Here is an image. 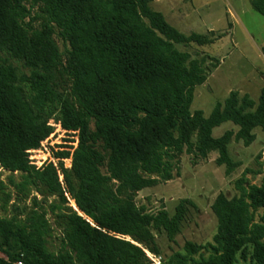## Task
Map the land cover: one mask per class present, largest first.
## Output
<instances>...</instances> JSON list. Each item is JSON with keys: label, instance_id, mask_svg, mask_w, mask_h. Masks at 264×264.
Returning a JSON list of instances; mask_svg holds the SVG:
<instances>
[{"label": "trees", "instance_id": "16d2710c", "mask_svg": "<svg viewBox=\"0 0 264 264\" xmlns=\"http://www.w3.org/2000/svg\"><path fill=\"white\" fill-rule=\"evenodd\" d=\"M151 2L0 0V167L20 174L9 184L20 201L33 194L39 207L23 220L0 217V264H71L48 247V215L82 264H149L146 252L159 255L152 232L173 243L194 205L181 201L173 216L147 214L135 206L136 193L172 180L183 153L195 160L216 154V165L231 174L239 166L228 155L232 133L212 137L222 124L238 127L234 139L244 146L253 129L264 131V90L257 104L231 93L207 118L190 113L205 69L175 45L203 42L170 27ZM250 6L264 18V0ZM50 122L77 132V144L56 153L70 158L68 168L38 170L26 151L50 136ZM234 189L237 195L219 194L211 205L212 242H186L160 264H264V184L243 176Z\"/></svg>", "mask_w": 264, "mask_h": 264}, {"label": "rangeland", "instance_id": "374dc122", "mask_svg": "<svg viewBox=\"0 0 264 264\" xmlns=\"http://www.w3.org/2000/svg\"><path fill=\"white\" fill-rule=\"evenodd\" d=\"M150 7L180 34L196 36L203 42L175 45L179 52L188 55L189 61H196L205 69L206 80L194 89L190 113L200 111L207 118L215 104L223 103L231 93H236L239 98L247 96L257 104L264 90V56L261 53L264 18L252 10L250 0H152ZM38 23L32 25L36 27ZM54 40L63 52V43L56 36ZM226 132L232 133L227 148L229 158L239 164L231 174L226 175L225 168L216 165V154H210L205 160H195L183 153L178 158V170L172 180L159 182L134 196L135 206L142 207L144 212L152 215L165 210L169 216H173L178 204L184 200L194 205V208L188 207L173 243L168 242L163 234L152 232L159 255L146 252L149 264H160L173 252L182 251L186 242L196 245L211 243L217 224L211 205L219 194L227 198L237 195L235 181L244 176L251 185L264 184V131L253 129L255 139L249 146L234 139L238 127L231 123L215 128L212 137L220 138ZM64 134L66 138L60 139L68 143L63 144L62 148L72 153L77 143L73 146L71 135ZM19 176L18 172L0 167L1 218L23 220L30 209H39L31 201L33 194L20 201L22 196L9 184V178L18 180ZM36 200L42 202L40 196H36ZM51 200L48 199L49 202ZM69 202L71 208L76 209L74 203ZM47 219L52 229L51 238L48 239L49 249L59 251L71 260V264H82L74 242L54 224L51 215ZM122 238L131 241L130 238ZM0 258L5 260L2 254Z\"/></svg>", "mask_w": 264, "mask_h": 264}, {"label": "built area", "instance_id": "2783aa9c", "mask_svg": "<svg viewBox=\"0 0 264 264\" xmlns=\"http://www.w3.org/2000/svg\"><path fill=\"white\" fill-rule=\"evenodd\" d=\"M49 126L52 128V133L48 138H46L43 142L40 143L39 148L26 151L29 165L39 170L45 167L46 165L51 164L56 170H58V163L61 162L64 164L65 167L68 168L70 166V158L59 159L57 158L56 153L70 152L69 150L62 148L63 144L68 143L67 140L60 139L66 138L63 136L65 135L64 133L71 135V139H73V146H75L77 141V133L75 131L63 130L59 124H56L54 122H50ZM56 128L59 131L58 133H55ZM59 179L61 181L60 176ZM16 264L21 263L18 262Z\"/></svg>", "mask_w": 264, "mask_h": 264}, {"label": "water", "instance_id": "95a60500", "mask_svg": "<svg viewBox=\"0 0 264 264\" xmlns=\"http://www.w3.org/2000/svg\"><path fill=\"white\" fill-rule=\"evenodd\" d=\"M75 211H77L76 209H74Z\"/></svg>", "mask_w": 264, "mask_h": 264}]
</instances>
